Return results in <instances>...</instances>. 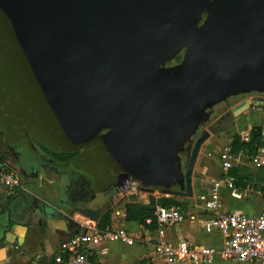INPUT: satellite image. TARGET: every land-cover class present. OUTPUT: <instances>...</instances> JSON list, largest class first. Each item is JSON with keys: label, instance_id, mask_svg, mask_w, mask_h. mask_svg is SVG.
<instances>
[{"label": "water", "instance_id": "obj_1", "mask_svg": "<svg viewBox=\"0 0 264 264\" xmlns=\"http://www.w3.org/2000/svg\"><path fill=\"white\" fill-rule=\"evenodd\" d=\"M210 2L0 0L1 75L19 83L11 88L21 124L63 152L107 130L99 137L114 190L130 181L192 197L210 132L184 165L179 152L203 110L231 90L264 89V0H213L198 27ZM183 47L182 62L165 67ZM12 146L0 149V170L17 165L29 176L37 168L39 178L51 168L41 157L16 161ZM76 210L91 220L102 213Z\"/></svg>", "mask_w": 264, "mask_h": 264}, {"label": "crops", "instance_id": "obj_2", "mask_svg": "<svg viewBox=\"0 0 264 264\" xmlns=\"http://www.w3.org/2000/svg\"><path fill=\"white\" fill-rule=\"evenodd\" d=\"M257 124L261 125L260 122ZM211 142L210 138L207 145L209 146ZM208 158V164L202 162L197 165H201L202 168L206 166L212 168L215 163L210 159L211 157ZM12 169L18 173L24 188L6 189L0 184V264L48 263L53 259L62 241L81 231L78 218H81V215L76 209L81 207L78 202L82 197L77 196V200L73 199L74 196L67 188L69 181L59 166L44 170L43 173H39V178L36 177L39 171L37 168L30 170L29 176H25L16 166ZM258 169L250 171L253 176L257 175ZM198 170L201 172L203 169L200 167ZM205 172L207 171L204 170ZM227 172L222 170L207 175L205 173L204 178L209 182L207 187H201L197 180L196 184L193 182L194 195L183 196L188 205L186 211L189 217L167 229L166 235L170 241L185 239L196 244L219 245L218 238L205 235L201 231V223L208 217L202 196L207 194L216 181L220 182L221 211L255 215L264 210V197L260 192L251 189L240 190L235 186L229 187L228 180L232 181V178L230 176L227 179L222 178L228 175ZM85 205L91 209L103 208L102 203L95 196ZM124 216L125 209L122 205L120 209L112 212L109 228L126 229L132 236L133 243L102 241L94 247L98 252L90 258V264H139L140 262L162 264L154 254L151 241L154 236L152 229L135 221H126ZM134 225L138 226L137 232L132 230ZM211 264L258 263L224 261L216 256Z\"/></svg>", "mask_w": 264, "mask_h": 264}, {"label": "built area", "instance_id": "obj_3", "mask_svg": "<svg viewBox=\"0 0 264 264\" xmlns=\"http://www.w3.org/2000/svg\"><path fill=\"white\" fill-rule=\"evenodd\" d=\"M239 134L242 141L248 142L250 128ZM262 137L264 138V130ZM208 156L212 157L210 152ZM214 158L225 173L236 166L258 169L264 166V143L249 155L242 150L233 153L229 141L222 152ZM0 184L6 189L24 188L18 173L10 166L1 168ZM228 186H233L230 179ZM219 187L220 182H214L207 194L202 196L208 217L201 223V231L205 235L219 239L218 246L196 244L185 239L170 241L166 235L167 229L183 222L189 214L186 209L173 205L165 206L159 203L153 205V217L145 219V224L155 223L151 241L154 254L162 261V264H211L216 256L224 261L264 264V210L255 215L221 211ZM141 188L136 182L126 181L115 192H124L133 197H136L137 193H145L156 199L169 196L158 189L147 192ZM79 225L81 228L79 233L59 244L58 251L53 256L55 264H90V258L98 252L94 247L102 241H120L128 244L134 241L124 228L111 229L108 226L103 230L99 229L97 220L81 216ZM83 230H85L84 233ZM139 264H150V262Z\"/></svg>", "mask_w": 264, "mask_h": 264}, {"label": "rangeland", "instance_id": "obj_4", "mask_svg": "<svg viewBox=\"0 0 264 264\" xmlns=\"http://www.w3.org/2000/svg\"><path fill=\"white\" fill-rule=\"evenodd\" d=\"M0 50H1V42H0ZM2 52V50H1ZM0 52V55H1ZM4 55V54H3ZM1 61V60H0ZM4 64L0 63V146L2 148L8 147V145H12L9 141L11 138L14 139V131L17 133L21 132L22 123V111L16 104V101L13 97L12 86L18 85V81H15L12 84L11 80L8 81L7 77L1 75ZM15 90V87H14ZM238 127L235 129L237 134L244 133L248 128H251L252 125L261 123V126L264 130V117L260 116H249L243 119L240 118L237 120ZM30 135H34L30 131ZM38 139L42 140L40 137L35 135ZM17 138V137H16ZM211 138L212 142L207 145V141ZM210 138L206 141L205 145L200 151L198 156L194 172H193V182L196 184V180L199 182L201 187L209 186V182L204 178L206 173L213 172H221L222 168L219 163L215 160V156L222 152L224 146L231 140L230 137H226L223 133L218 138ZM241 138V136H240ZM14 146V145H13ZM12 146V147H13ZM72 152V151H71ZM211 153L212 159L215 164L213 167L206 166L205 168L201 165L202 162L204 164H208V153ZM71 154V162L66 163L60 169H62L64 176L68 179V189L74 196L73 199L77 200V196H80L84 201H87L91 197H94L102 203V207H110L112 211L118 210L124 205L126 202L131 200L148 202L150 199V194L145 193H137L136 197L129 196L122 193H117L115 190L112 192L109 188V182L112 177L110 171V156L108 155V149L104 145L103 140L96 136L84 144L80 149L73 151ZM203 169L199 172V168ZM251 170L255 169L253 167H248ZM204 170L207 172L204 173ZM223 179L229 178L228 175L222 176ZM150 187H145L148 189ZM143 190V188H141ZM172 192V191H171ZM180 201H186L183 196L174 195ZM80 203V201L78 202ZM83 203V202H82ZM182 209V208H180ZM250 213V212H249ZM79 220L81 219L78 217ZM133 232H137L138 226L134 225L132 227ZM152 251V249L150 248ZM158 262H161L158 261Z\"/></svg>", "mask_w": 264, "mask_h": 264}, {"label": "flooded vegetation", "instance_id": "obj_5", "mask_svg": "<svg viewBox=\"0 0 264 264\" xmlns=\"http://www.w3.org/2000/svg\"><path fill=\"white\" fill-rule=\"evenodd\" d=\"M212 1L213 0H211V2L207 5L206 10L201 14L197 24L198 27L203 25L207 19L209 15L208 8L210 7ZM234 38L238 37L235 35ZM250 38L252 39V42L257 40L256 36ZM186 49V47H183L173 58L168 60L164 66L174 67L180 64L184 58ZM260 100L264 101V89H253L248 91L231 90L227 92L225 97L218 98L212 103L208 104L202 112L206 118L203 120V122L197 125L190 137L184 142L183 148L179 152L182 165L186 163L193 143L201 135L203 130L210 132L211 137L215 139L220 137L222 133L226 137H230V139H232V137L237 134L235 129L238 127V119L242 118L244 121V119L249 116L264 117V104L261 105ZM106 132L107 130H103L98 136L103 135ZM13 133L14 139L11 138L9 142L14 145V148H10L11 152H13L15 156L18 154L16 159L13 156L16 161L22 162L24 160H33L39 162L41 158H45L46 161L42 163V166L51 165L49 166L51 168L55 166H59L61 168L66 163L68 164L71 162V159L61 161L50 156L47 151L55 149L49 147L35 135H30V130L26 129L24 125L21 127L20 133H17L16 130ZM109 185L110 190L113 192V177H111ZM177 190V187L173 188V192ZM88 201L89 199L87 201L81 199L80 203L78 204L81 206V208H85L87 207L85 204H88Z\"/></svg>", "mask_w": 264, "mask_h": 264}, {"label": "trees", "instance_id": "obj_6", "mask_svg": "<svg viewBox=\"0 0 264 264\" xmlns=\"http://www.w3.org/2000/svg\"><path fill=\"white\" fill-rule=\"evenodd\" d=\"M263 128L261 125L254 124L250 128V137L248 142L241 140L238 134L234 135L230 140L231 151L233 153H238L240 150L251 155L256 149L264 143V138L262 137ZM49 146V145H48ZM51 147V146H49ZM52 148V147H51ZM54 149V148H53ZM76 151V150H75ZM73 152V151H72ZM71 151H58V150H49L47 153L57 160H69L71 158ZM228 176L232 178V185L240 190L251 189L259 191L260 194L264 197V166L258 169L256 176H253L250 172V169L247 166H236L232 167L227 172ZM142 187V185L140 184ZM158 189L163 194H169V196H161L159 198H154L150 196L148 203H143L136 200L128 201L124 204L125 209V220L126 221H135L140 225L147 226L149 229L155 228V223L150 225L145 224V219L153 217V210L151 207L155 203H159L165 206H175L178 208L186 209L187 202L178 200L174 195L175 192L166 188H155ZM172 191V192H171ZM112 209L108 206L102 208V213L97 220V227L101 230L108 227L111 223ZM45 264H55L54 259H51L48 263Z\"/></svg>", "mask_w": 264, "mask_h": 264}]
</instances>
